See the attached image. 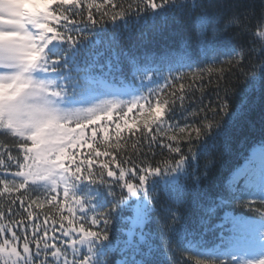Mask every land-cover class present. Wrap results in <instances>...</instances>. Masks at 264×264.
I'll list each match as a JSON object with an SVG mask.
<instances>
[{
  "label": "snow or ice",
  "instance_id": "1",
  "mask_svg": "<svg viewBox=\"0 0 264 264\" xmlns=\"http://www.w3.org/2000/svg\"><path fill=\"white\" fill-rule=\"evenodd\" d=\"M254 12L221 25L202 0H0V264H264V141L215 192L214 159L199 163L264 90V3L249 29ZM181 17L179 48L131 43ZM230 27L247 48L220 44ZM225 64L247 85L235 108Z\"/></svg>",
  "mask_w": 264,
  "mask_h": 264
},
{
  "label": "trees",
  "instance_id": "2",
  "mask_svg": "<svg viewBox=\"0 0 264 264\" xmlns=\"http://www.w3.org/2000/svg\"><path fill=\"white\" fill-rule=\"evenodd\" d=\"M262 3H264V0H202L203 7L210 14L222 13L221 25L224 19L234 13L238 14L246 9H254V14L250 15L247 21L249 29H254L257 25ZM188 23L189 21L184 17L179 18L178 21L169 19L162 35H149L145 41H141L138 35H133L131 43L136 44L140 50L148 48L160 52L165 48L177 49L181 41L188 38L189 33L186 30ZM252 39L253 37L249 32H242L237 27H230L221 34L220 44L225 47L236 45L237 47L242 46L247 48ZM129 42L126 34L120 36V46H125ZM257 45H259V41H257ZM97 51H103V46L97 49ZM106 56L107 53L104 57L100 58V63H104ZM258 62L259 60L256 57H246L241 67L247 72L250 70L252 64ZM233 64H235V61H233ZM222 67L231 69V74H226V79L230 86L237 91V95L231 101L232 107L235 108L240 103L247 85L244 83V77L241 75L239 68H232L227 64ZM262 141H264V90L259 92L253 91L249 95L248 106L244 110V113L234 121L228 133L227 141L220 142L212 149L211 156H201L199 161L201 171H203V165L206 160L214 159V163L208 173V178L203 182L202 189L207 190L209 193L215 192L224 183L230 171L242 166L252 149ZM132 144L133 141L129 140L126 145L127 154L134 152ZM156 159H160V156L158 155ZM185 200L187 203L182 204L178 208V211L184 215L187 224L191 227L194 225V222L198 221V217L202 214V211L199 206H192V196L190 194L185 197ZM160 201L165 207L173 209L177 207L174 203L167 200L163 193H160ZM160 216L161 218H166V214L163 212L160 213ZM213 222L215 221L213 220ZM176 255L179 258L180 253L178 252ZM112 258H118V254H114Z\"/></svg>",
  "mask_w": 264,
  "mask_h": 264
}]
</instances>
